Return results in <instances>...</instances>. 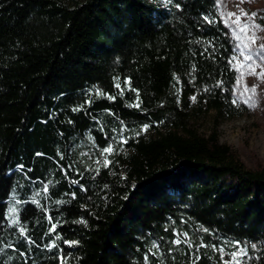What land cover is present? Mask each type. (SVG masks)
I'll use <instances>...</instances> for the list:
<instances>
[{"label":"trees","instance_id":"16d2710c","mask_svg":"<svg viewBox=\"0 0 264 264\" xmlns=\"http://www.w3.org/2000/svg\"><path fill=\"white\" fill-rule=\"evenodd\" d=\"M219 1L0 0V264H264Z\"/></svg>","mask_w":264,"mask_h":264},{"label":"rangeland","instance_id":"374dc122","mask_svg":"<svg viewBox=\"0 0 264 264\" xmlns=\"http://www.w3.org/2000/svg\"><path fill=\"white\" fill-rule=\"evenodd\" d=\"M218 9L234 41L233 64L239 79L234 87V99L245 107L240 115L222 120L218 127L220 143L229 145L248 168L261 170L264 169V47H261L264 45V0H220ZM245 12L249 15L245 16ZM237 17L239 27L248 26L244 32L233 23ZM250 37L255 38V43ZM247 56L252 59H246ZM212 116L200 122L202 133H211ZM246 255L245 247H238L230 255L221 249L223 263L227 264H240Z\"/></svg>","mask_w":264,"mask_h":264},{"label":"snow or ice","instance_id":"6c2138e0","mask_svg":"<svg viewBox=\"0 0 264 264\" xmlns=\"http://www.w3.org/2000/svg\"><path fill=\"white\" fill-rule=\"evenodd\" d=\"M230 15H235V13H232V14H230ZM244 15H245V16H248L249 14L245 12ZM252 15L254 16L255 14H252ZM205 19H207V18H205ZM233 23L236 24V25L239 27V26H240V20H239V17H237V19L234 20ZM247 27H248L247 25H244L243 27H239V30H240L241 32H244V31L246 30ZM255 27L259 28V27H261V26H260V25H255ZM237 39H239V37H237ZM250 39L252 40L253 43H255V38H254V37H250ZM261 47H264V45H262ZM258 54H259V53H258ZM245 58H246V59H252L251 56H247V57H245ZM234 59H235V57H234ZM240 66L242 67L243 65H240ZM262 75H264V74H262ZM237 83H239V79H238ZM117 87H119V85H117ZM193 99H194V98H193ZM233 103H235V101H233ZM147 127H148V126H145V130L147 129ZM125 142H126V141H125ZM111 150H112V149H111L110 147L107 148V149H104L105 152H111ZM105 166H107V162H106ZM205 231H207V230L205 229ZM66 243H68V242L66 241ZM232 255L235 256V253H233ZM226 264H227V262H226Z\"/></svg>","mask_w":264,"mask_h":264}]
</instances>
